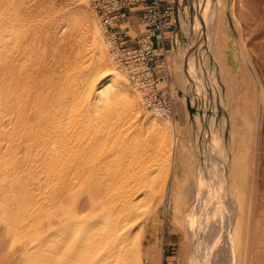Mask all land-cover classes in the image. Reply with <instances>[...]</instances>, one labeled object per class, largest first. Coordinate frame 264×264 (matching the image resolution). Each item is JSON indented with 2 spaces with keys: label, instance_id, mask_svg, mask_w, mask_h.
Wrapping results in <instances>:
<instances>
[{
  "label": "rangeland",
  "instance_id": "1",
  "mask_svg": "<svg viewBox=\"0 0 264 264\" xmlns=\"http://www.w3.org/2000/svg\"><path fill=\"white\" fill-rule=\"evenodd\" d=\"M174 17L168 119L115 65L89 0H0V264H264V0H175ZM55 119L74 142L141 140L155 192L117 218L102 176L64 189L77 175Z\"/></svg>",
  "mask_w": 264,
  "mask_h": 264
},
{
  "label": "built area",
  "instance_id": "2",
  "mask_svg": "<svg viewBox=\"0 0 264 264\" xmlns=\"http://www.w3.org/2000/svg\"><path fill=\"white\" fill-rule=\"evenodd\" d=\"M89 4L103 27L107 51L134 84L144 108L173 118L175 100L160 67L166 52L164 33L174 27L175 0H89ZM132 17L141 32L131 27Z\"/></svg>",
  "mask_w": 264,
  "mask_h": 264
},
{
  "label": "bare ground",
  "instance_id": "3",
  "mask_svg": "<svg viewBox=\"0 0 264 264\" xmlns=\"http://www.w3.org/2000/svg\"><path fill=\"white\" fill-rule=\"evenodd\" d=\"M59 92H62V91H59ZM55 96L56 95H54V97ZM27 101H29V100H27ZM62 103H64V102H62ZM26 107H27V105H26ZM62 110H63V108H62ZM72 110H73V108H72ZM57 116H59L58 113H57ZM64 117H65V115H64ZM43 119H46V118L43 117ZM43 119H41V120H43ZM57 120H56L57 123H55L54 130H53L54 133H56L55 135L57 136V134H58V136H59L58 141L56 142L57 144L53 142L56 145V149L58 150V151L56 150L57 151L56 152V156H59L58 154H64V153H66V155H67L66 157L68 159L67 162H66V165H68V163L71 162V160H73L72 162L74 163L73 166H69L68 167V172H67L68 173L67 174L68 176L67 175L66 176L67 177H69V176L71 177L74 174L77 175V181H75V182L73 181V183L72 182L69 183V178L65 181V183H64V189L66 188V190H70L71 191L74 187H77V188H81V189H84V190L85 189H89V188L92 189V190H97V186H99V185H96V182H97L96 179H97L98 176H102L103 177V180L106 182L105 183L106 185L103 187V189H105V191H107V194L110 195V207L109 208L111 209V214H112L113 217H117L119 215V211H120L119 209H122L123 208V206H121L122 208L120 207V202L124 201L123 205H124L125 209H127L129 207L131 213L133 214V212H135L136 209L144 201V198H146V196L148 195V193H152L153 194L155 192V190L157 189V186H158V184L160 182V179L157 176L159 174V173L157 174V172H159V171L158 170H155L154 167H153V164L155 163V159H156L155 151L153 149L143 147L141 140L138 139V141L136 143H133V144L127 143L125 141H121L118 144L116 143V144L110 146L109 148H107V147H100L102 145L99 144L100 143L99 140H98L99 141V143H98V141L97 140H94L93 138L89 139L90 138L89 135L91 133V129L89 128V130H87V132H85L84 134H82L78 138L77 142H74L73 139L75 140V138H67L66 139L67 136H64V133L63 134L61 133L63 123L61 122V120L60 121H59V119H57ZM71 121L69 120L70 123H72ZM82 121L83 120H81V122H80V119H79V123H82ZM90 123H91V120H90ZM47 124H50V123H47ZM79 126H78V128H79ZM85 126H86V123H85ZM87 126L90 127V125H88V124H87ZM66 127H67V125H66ZM42 129H43V131L45 130V128H42ZM49 130H47V132ZM64 130H66V129H64ZM83 131H84V129H83ZM126 132H128V131H126ZM67 133L68 132L66 130V134L65 135H67ZM130 134H131V132H130ZM68 136L71 137L72 135L70 136V134H69ZM99 136L100 135H98L97 137H99ZM147 136H148V134H147ZM134 137L136 138L135 135H134ZM43 138H42V141H40L41 143L39 144V150H40V152H41L42 149L46 148V146H47V144H46V142H45V140ZM47 138L50 139V136L47 137ZM52 138L54 139V136L53 135H52ZM116 141H119V140H116ZM50 142H51V140H49L48 144ZM73 142L75 144H73ZM146 142H147V140H146ZM11 147H12V145H11ZM41 155H43V153ZM62 157H63V155H62ZM42 159H44V158L42 157ZM51 159H54V157L51 158ZM61 160L63 161V159H61ZM56 162H57V160H56ZM52 164H53V162H52ZM52 164H51V166H53ZM157 168H159V166ZM51 170H53V169H51ZM160 171H162V170H160ZM64 173H65V171H64ZM58 176L59 175H57V177ZM64 195H65V193H64ZM202 197H204V196L202 195ZM194 199H196V198H194ZM134 200H137V201L134 202ZM52 205H53V203L51 204V206ZM121 205H122V203H121ZM200 212H198V213L200 214ZM118 217H120V216H118ZM121 217H122V215H121ZM125 219H126V217H125ZM194 219H195V216H194ZM199 221H201V220L199 219ZM199 221L197 222V224L199 223ZM206 223H207V225L210 224V222H206ZM119 224H120V222H119ZM201 225H202L201 230H197L196 232H195V230L194 231L192 230L193 231L192 233L193 234L195 233V235L197 237H199L200 239L201 238H205V235H203V234L205 233L206 228H207V227H205L204 223H202ZM116 227H118V225ZM191 229H193V228H191ZM226 233L231 234V232H230V225L228 227H226L225 234ZM197 237L195 238L196 240H197ZM196 244H197V241L195 242V245ZM196 246H197L196 247L197 248V252H199L198 245H196Z\"/></svg>",
  "mask_w": 264,
  "mask_h": 264
},
{
  "label": "crops",
  "instance_id": "4",
  "mask_svg": "<svg viewBox=\"0 0 264 264\" xmlns=\"http://www.w3.org/2000/svg\"><path fill=\"white\" fill-rule=\"evenodd\" d=\"M131 23H132V24H136V23H137L134 17L131 18ZM133 26H134V25H133ZM136 29H138V32H140V31H142L143 28L139 27V25L136 24ZM139 29H140V30H139ZM169 33H170V31H166V32L164 33L165 42H166V47H167L168 44L170 43V41L168 40V38H169L168 34H169ZM233 52H234V57H236L235 50H233ZM228 67L231 68V65H230L229 63H228ZM231 226H232V225H231ZM230 229H231V227H230ZM233 243H234V239H233Z\"/></svg>",
  "mask_w": 264,
  "mask_h": 264
}]
</instances>
